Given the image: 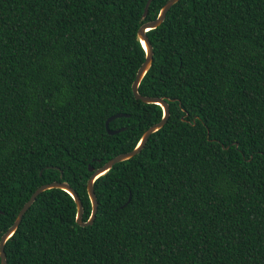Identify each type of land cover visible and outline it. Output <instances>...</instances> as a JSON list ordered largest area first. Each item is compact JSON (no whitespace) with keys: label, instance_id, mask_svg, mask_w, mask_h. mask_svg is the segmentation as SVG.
<instances>
[{"label":"trees","instance_id":"1","mask_svg":"<svg viewBox=\"0 0 264 264\" xmlns=\"http://www.w3.org/2000/svg\"><path fill=\"white\" fill-rule=\"evenodd\" d=\"M167 0H0V236L39 186L86 180L161 109L135 100L136 33ZM137 92L168 117L70 196H36L6 264H264V0H179L145 32ZM106 133L104 124L109 117Z\"/></svg>","mask_w":264,"mask_h":264},{"label":"water","instance_id":"2","mask_svg":"<svg viewBox=\"0 0 264 264\" xmlns=\"http://www.w3.org/2000/svg\"><path fill=\"white\" fill-rule=\"evenodd\" d=\"M150 1L151 0H146V2H145L144 8H143V13L141 15V20H143L146 16L147 8H148ZM178 1L179 0H167L163 4V6L160 8V10L158 11L156 18L153 21L142 23L140 25V27L138 28L137 33H136V39H137L141 49L144 52V60L141 63V65L139 66V68L136 70L134 79L131 83V93H132L135 100H139L140 102H142L144 104L157 105L161 109L162 115H161L159 122H157L156 124H153L152 126H150L148 129H146L142 133L138 142L136 143V145L133 147V149L131 151L123 153V154H119V155L109 159L103 165H101L100 167H98L96 169H93L92 167H89V166L87 167V171L91 174L87 178L86 184H85L86 194H87L89 204H90V213H89V216H88L86 221H82L83 209H82V205H81L79 198L76 196L74 191L69 187V185L66 182L53 181L51 183L43 184V185L37 187L31 193L28 200L19 209L12 225L0 236V264H6L5 263V256L3 253V245H4L5 241L14 233V231L16 230L23 214L30 207V205L34 202L37 195H39L43 191L50 190V189H58V190L65 192L66 194H68L70 196V198L73 201L74 206H75V216H74L75 223L80 227H85V226L90 225L92 223V221L94 220L96 210H97V202H96V199H95V196L93 193V186H92L93 181L95 179H97L98 177L107 173L108 170H110L114 164H117V163L122 162V161H126V160L130 159L131 157L137 155L141 151V149L144 146L145 142L147 141L148 137L163 127V125L165 124L166 119L168 117V107H167L165 100L163 98L141 96L138 94L137 88H138V85H139L141 79L144 77V75L146 74V72L150 68V65L152 62V50H151V46L147 40V37L145 36V32H147L149 30H153L156 27H158L162 23L168 9ZM121 116L122 115H120V114H116V115H113V116L109 117L108 119H106L104 127H105L106 133L108 135H114L118 132L117 130H112V131L108 130V128H107L108 123L111 120H113L114 118H119Z\"/></svg>","mask_w":264,"mask_h":264}]
</instances>
